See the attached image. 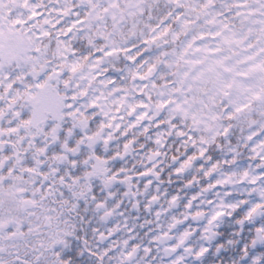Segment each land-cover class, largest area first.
Instances as JSON below:
<instances>
[{
    "label": "snow or ice",
    "instance_id": "snow-or-ice-1",
    "mask_svg": "<svg viewBox=\"0 0 264 264\" xmlns=\"http://www.w3.org/2000/svg\"><path fill=\"white\" fill-rule=\"evenodd\" d=\"M0 264H264V0H0Z\"/></svg>",
    "mask_w": 264,
    "mask_h": 264
}]
</instances>
